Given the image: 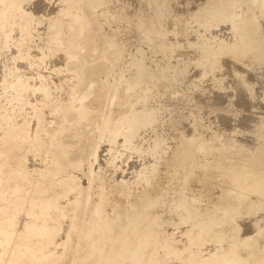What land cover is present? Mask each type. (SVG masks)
Listing matches in <instances>:
<instances>
[{
	"label": "rangeland",
	"instance_id": "374dc122",
	"mask_svg": "<svg viewBox=\"0 0 264 264\" xmlns=\"http://www.w3.org/2000/svg\"><path fill=\"white\" fill-rule=\"evenodd\" d=\"M0 1V264H264V0Z\"/></svg>",
	"mask_w": 264,
	"mask_h": 264
},
{
	"label": "bare ground",
	"instance_id": "6f19581e",
	"mask_svg": "<svg viewBox=\"0 0 264 264\" xmlns=\"http://www.w3.org/2000/svg\"><path fill=\"white\" fill-rule=\"evenodd\" d=\"M89 1H91V2H89L90 3V6L94 9V8H97L99 5H105V9H106V6L108 5H111V3H114V2H112V0H89ZM85 2H88V0L87 1H85ZM84 2V3H85ZM76 3H78L79 4V2H76ZM6 4V5H5ZM5 4H2V2L0 1V15L3 13V10H6L7 8H9L10 7V5H8V2H6ZM82 4V3H81ZM117 4V3H116ZM5 5V6H4ZM87 6V5H86ZM87 7H89V5L87 6ZM80 8H82V7H80ZM114 8H116V6L114 7ZM159 8V7H158ZM174 8V7H173ZM88 9V8H87ZM110 9V8H109ZM108 9V10H109ZM112 10H113V8H112ZM112 10H111V12H109V13H114L115 11V9L113 10V12H112ZM186 10H188V9H186ZM108 12V11H107ZM81 12L80 11H78V10H76V8H75V15L76 16H83V15H81L80 14ZM147 13V12H146ZM145 13V14H146ZM186 13V12H185ZM107 14V13H106ZM142 14V13H141ZM108 15H110V14H108ZM149 15V14H148ZM184 15V14H183ZM146 17V16H145ZM189 18V17H188ZM145 19V18H144ZM178 19V18H177ZM183 19H185V18H183ZM193 19V18H192ZM191 18L189 19V20H191L192 22H193V20H192ZM256 19V18H255ZM261 19V18H260ZM178 21V20H177ZM181 21H182V19H181ZM180 21V22H181ZM264 21V20H263ZM176 23V20L174 21L173 20V22L171 23L170 22V27L172 28V29H174L175 27L174 26H179L180 27V25L181 24H175ZM185 22H187V24L185 23ZM185 24L186 25H188V21L185 19ZM262 22V21H261ZM254 23V22H253ZM175 24V25H174ZM185 24H183L182 23V25H185ZM141 25V24H140ZM189 25H190V22H189ZM257 26V25H256ZM155 28H158V27H156L155 26ZM162 28V27H161ZM182 28H183V31H180V32H183V36H185L186 35V31L184 30L185 28H184V26H181L180 27V29L179 30H182ZM139 29H140V27H139ZM153 29V28H152ZM175 29H178V28H175ZM133 30V29H132ZM155 30H157V29H155ZM164 30V29H163ZM166 30V29H165ZM164 30V31H165ZM136 31V30H135ZM177 31V30H176ZM128 32V31H127ZM155 33H156V31H155ZM143 34V33H142ZM140 35H141V33H140ZM140 35H139V38H140ZM125 36V35H124ZM142 36V35H141ZM138 38V37H137ZM159 38V37H158ZM136 39V38H135ZM143 39V38H142ZM148 38H145V42L146 43H148V44H150V46L151 45H154L155 43H157L156 42V39H155V37H150L148 40H147ZM163 39V38H162ZM189 39V38H188ZM147 40V41H146ZM134 41V40H133ZM138 41V40H137ZM198 42V41H197ZM137 44V43H136ZM155 47V46H154ZM139 48V47H138ZM156 48V47H155ZM169 48V47H168ZM185 49V48H184ZM174 50H176V49H174ZM141 51V50H140ZM263 51V50H262ZM163 52V51H162ZM190 52V51H189ZM188 52V53H189ZM178 53H179V51H178ZM187 54V53H186ZM189 56V55H188ZM242 59V58H241ZM124 61H125V59H124ZM123 61V62H124ZM31 62H33L32 60H31ZM125 63V62H124ZM123 64V63H122ZM129 64V63H128ZM141 64V63H140ZM126 65V64H125ZM125 65H123V66H125ZM139 65V64H138ZM259 65V64H258ZM260 65H261V63H260ZM137 66V65H136ZM140 66V65H139ZM141 67V72L139 73V71H138V69H139V67H137L136 69V71H138V75H139V77L140 78H142L143 76H144V73H145V71H143L142 69L144 68H142V66H140ZM239 69H244V70H246L245 69V67L243 66V65H240L239 63H235L234 65H233V67L231 68V70L229 71V74L231 75V76H234L237 72H239ZM145 70V69H144ZM241 71V70H240ZM258 72V70H256L255 72H246L245 74H246V79L243 81H239V83L241 84V83H244L246 80H251L250 78L251 77H254L255 75H256V73ZM121 74V73H120ZM136 74H137V72H136ZM122 77V76H121ZM120 78V77H119ZM253 79V78H252ZM215 83V82H214ZM218 83V82H217ZM209 84H211V83H209ZM219 84V83H218ZM218 84H211L210 86H209V89H208V92H209V94H207L208 96L206 97V98H200V99H198V106H199V108L201 109V105L202 104H205V108H207L208 109V111L211 109L212 110V107H213V105H211V103L213 104V102H215V100H214V98H213V95H214V92L216 91V92H219V91H223L220 87L221 86H223V85H221V86H219ZM219 86V87H218ZM220 88V89H219ZM224 88V87H223ZM198 92V91H197ZM55 93V92H54ZM220 94V93H219ZM43 96V95H42ZM95 96V95H94ZM59 98L60 97H58V100H59ZM63 98V97H62ZM57 99V98H56ZM64 99V98H63ZM58 100H53L55 103H58ZM217 100V99H216ZM242 100H243V98H242ZM57 101V102H56ZM63 101V100H62ZM160 101V100H159ZM239 101H240V99H239ZM243 101H245V100H243ZM60 102V101H59ZM229 102V101H228ZM236 102V101H235ZM150 103V102H149ZM242 102H240V103H238V104H241ZM247 103L245 102L244 103V105H246ZM196 105H197V103H196ZM241 105H243V104H241ZM51 107V106H50ZM139 107V106H138ZM188 107V106H187ZM193 106H191V107H189L188 109H190V108H192ZM236 107H238L237 105H236ZM240 107V106H239ZM242 107V106H241ZM245 108H247L246 106H245ZM137 109V108H136ZM195 109H196V106H195ZM214 109V108H213ZM241 109V108H240ZM243 109H244V106H243ZM158 110V109H157ZM161 110V109H160ZM193 110V109H192ZM139 111V110H138ZM147 111L148 112H146V111H143V112H138L139 113V116L138 117H133L132 119H129V118H131L130 116H128L129 118L127 119V120H125L126 121V123H124V126H125V124L126 125H128L129 126V128L130 129H133V128H136L138 125H139V122L141 121V120H143L144 118L145 119H149V118H152V116H151V109L150 110H148L147 109ZM154 111V110H153ZM163 111V110H162ZM195 111V110H194ZM243 111V110H242ZM137 112V111H136ZM135 112V113H136ZM207 112V111H206ZM205 112V113H206ZM208 113V112H207ZM36 114V113H35ZM38 114V113H37ZM159 115H160V113H158ZM252 115V114H251ZM37 116L38 115H36V119H37ZM132 116V115H131ZM255 116V115H254ZM67 117H68V115H67ZM9 117L8 116H4V117H2L1 119V121H4V120H7ZM12 118H13V115H12ZM69 118H70V116H69ZM125 118V117H124ZM246 118H248V117H246ZM251 118H253V116L251 117ZM250 118V119H251ZM242 119V118H241ZM249 119V120H250ZM254 119V118H253ZM257 119V118H256ZM10 120V119H9ZM151 119H149V121H150ZM162 120H163V118H162ZM61 121H63V119L61 118ZM147 121V120H146ZM152 121V120H151ZM237 121V120H236ZM158 122V121H157ZM166 122V121H165ZM248 122H251V121H248ZM151 123V125H152V122H150ZM161 122H159V124H160ZM163 123V122H162ZM77 124V123H76ZM154 124V123H153ZM64 125V124H63ZM123 125V124H122ZM161 125H163V124H161ZM173 125V124H172ZM77 126V125H76ZM131 126V127H130ZM165 126V125H164ZM163 126V127H164ZM153 127H154V125H153ZM162 127V128H163ZM166 127V126H165ZM255 127H256V125H255ZM26 127H24V128H22V129H20L19 131H18V133H17V135H25L27 132H26V129H25ZM156 128V127H155ZM31 129V128H30ZM35 129V128H34ZM153 129V128H152ZM157 129H158V127H157ZM156 130V129H155ZM154 130V131H155ZM167 130H168V128H167ZM7 131V130H6ZM165 131V130H164ZM8 132V131H7ZM29 132V131H28ZM167 131H165V133H166ZM28 134H30V133H28ZM27 134V135H28ZM60 134V133H59ZM52 135V134H51ZM151 135H153V134H151ZM30 136V135H29ZM29 136H28V138H29ZM147 136H148V134H147ZM165 136V135H164ZM253 136V135H252ZM12 136H10L6 141H8L10 138H11ZM145 137V136H144ZM143 137V138H144ZM151 137V136H150ZM153 137V136H152ZM156 137V136H155ZM110 138V137H109ZM29 139H31V138H29ZM149 139H151V138H149ZM145 140V139H144ZM160 141H161V139H159ZM192 140V139H191ZM190 140V141H191ZM232 140V139H231ZM234 140V139H233ZM45 141V140H44ZM43 141V139H41V138H37L36 137V140H35V142H36V145L38 146H40L39 148L40 149H43V144L46 142H44ZM110 141V140H109ZM159 141V142H160ZM167 141V140H166ZM9 143V142H8ZM150 143V142H149ZM162 144H163V142H161ZM161 143H160V145H161ZM138 144V143H137ZM152 144V143H151ZM214 144V143H213ZM1 145V144H0ZM158 142H156V140H155V142H154V149H157L158 148ZM203 145V144H202ZM204 145H205V143H204ZM144 146V145H143ZM147 146V145H146ZM150 146V145H149ZM42 147V148H41ZM156 147V148H155ZM200 147V146H199ZM0 148H1V146H0ZM115 148V147H114ZM137 148V147H136ZM149 148H151V146L149 147ZM161 148H163V147H161ZM207 148H209V147H207ZM216 148V147H215ZM40 149H38L37 150V155H39V154H41L42 153V151L40 150ZM53 149L54 150H52V153H53V155H55V154H57V149L58 148H56V146L55 147H53ZM154 149H153V151H154ZM1 150L2 149H0V153H1ZM40 150V151H39ZM47 150V149H46ZM217 150H219V147L217 148ZM216 149H214V151H217ZM161 151V149H159V152ZM163 151V150H162ZM161 151V152H162ZM15 152V151H14ZM150 152H151V150H150ZM154 153V152H153ZM156 153V152H155ZM165 153V152H164ZM217 153V152H216ZM221 153V152H220ZM224 153V152H223ZM11 154V153H10ZM13 154V153H12ZM16 153H14V155H15ZM196 154V153H195ZM214 154V153H213ZM59 155H61V154H59ZM217 155V154H216ZM9 156V155H8ZM10 160V159H9ZM163 160V159H162ZM161 160V161H162ZM60 159H59V163H60ZM9 162V161H8ZM58 162H57V166H56V168H61V165L59 164ZM12 165V164H11ZM32 165V164H31ZM34 165V164H33ZM6 166V165H5ZM7 167V166H6ZM31 167V166H30ZM62 170V169H61ZM245 171V170H244ZM50 172V173H49ZM91 172V171H90ZM248 172V171H247ZM246 172V173H247ZM51 173H52V170H50V171H48V173H47V176L48 177H50V175H51ZM238 174H240V172L238 173ZM242 174V173H241ZM243 174H245V173H243ZM47 176H45V177H47ZM97 177H99V175H96ZM106 176V175H105ZM102 178V177H101ZM240 178H242V176L240 177ZM73 178H70L69 180H71V181H73L72 180ZM96 180V179H95ZM93 182V181H92ZM97 182V181H96ZM263 183H264V181H262ZM102 183V182H101ZM100 182H99V184H101ZM93 184H95V181L93 182ZM256 184V183H255ZM257 184H261V183H257ZM256 184V185H257ZM92 187V186H91ZM263 187V186H262ZM264 188V187H263ZM235 193V192H234ZM98 195V197L101 199V205H103V203H104V201H105V197H106V189L104 188V187H102L100 190H99V193L97 194ZM176 200H178V201H180L181 202V205H183L184 203H185V199H184V197L182 196V197H177V196H175L174 197ZM100 202V201H99ZM180 205V206H181ZM190 207H192V206H186V208H185V205H183L182 206V211H184V212H186V213H189V215H187L186 217H184V216H180L179 218H177V219H170L169 221H166V223H167V225L169 224H171V225H176V224H179V223H186V224H188V225H191V226H196L198 229H197V232H198V236H199V238H201L203 235H205V237L206 236H210V234H211V232H212V225L215 223V221L214 220H207V221H205L204 219H202L200 216H197V214H194L193 213V211L191 212V209H190ZM195 208V207H194ZM170 214V213H169ZM205 221V222H204ZM116 227V225L114 224V222H112V223H110V224H108L102 231H101V235H107L108 234V237H110L111 235H112V233H113V231H114V228ZM123 233H126L125 231L123 232ZM127 234V233H126ZM45 235H46V233H45ZM140 236L141 234L140 233H138V232H136V236ZM255 241H256V237L255 238H251V239H249L248 241H244V243L242 244V245H249V244H252V243H255ZM113 242V246H114V253H116L119 249H120V242H121V237H118L116 240H113L112 241ZM205 243V241H204V239L202 240V245ZM238 244H239V241H238ZM256 244V243H255ZM257 245V244H256ZM254 250H255V248H254ZM147 253V251L145 250V248H142L141 246L138 248V250H137V257L139 258L140 257V259L141 258H145V254ZM232 254H233V258H231L230 259V257H225L224 259H223V261H222V263L221 264H243L241 261H240V255L238 256L237 255V252H236V250L235 251H232ZM139 259V260H140ZM144 261V260H143Z\"/></svg>",
	"mask_w": 264,
	"mask_h": 264
}]
</instances>
